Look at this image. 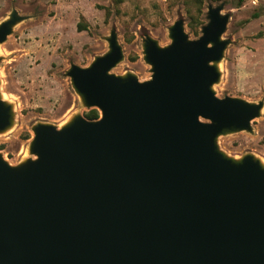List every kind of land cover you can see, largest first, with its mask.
Instances as JSON below:
<instances>
[{
	"label": "water",
	"instance_id": "95a60500",
	"mask_svg": "<svg viewBox=\"0 0 264 264\" xmlns=\"http://www.w3.org/2000/svg\"><path fill=\"white\" fill-rule=\"evenodd\" d=\"M223 8L208 5L196 39L182 18L169 44L146 37V80L111 72L123 57L115 29L106 53L70 65L101 116L37 123L35 158L0 153V264H264V165L217 143L264 106L212 89L229 42ZM22 19L13 10L0 23V44ZM13 119L0 92V132Z\"/></svg>",
	"mask_w": 264,
	"mask_h": 264
},
{
	"label": "rangeland",
	"instance_id": "374dc122",
	"mask_svg": "<svg viewBox=\"0 0 264 264\" xmlns=\"http://www.w3.org/2000/svg\"><path fill=\"white\" fill-rule=\"evenodd\" d=\"M221 2L222 13L230 15L223 34L229 42L216 63L220 78L212 89L218 97L264 101V0H0V23L13 10L24 16L0 44V92L14 109L13 124L0 132V153L13 165L35 158L37 123L61 127L75 115L86 117L93 108L84 105L66 71L106 53L112 29L123 57L111 72L133 73L142 81L151 75L146 37L169 44L170 27L182 18L185 32L196 39L203 25L191 16L206 24L208 5ZM217 143L229 157L252 154L264 165V106L250 130L222 133Z\"/></svg>",
	"mask_w": 264,
	"mask_h": 264
},
{
	"label": "trees",
	"instance_id": "16d2710c",
	"mask_svg": "<svg viewBox=\"0 0 264 264\" xmlns=\"http://www.w3.org/2000/svg\"><path fill=\"white\" fill-rule=\"evenodd\" d=\"M214 1H220V0H214ZM244 0H237V5H241ZM194 2L202 3V0H194ZM200 13V9H199ZM193 23H195L197 26L204 25L202 21L198 17H195V15L191 16ZM86 117L88 119H98L99 118V111L96 108L91 109L89 112L86 113Z\"/></svg>",
	"mask_w": 264,
	"mask_h": 264
}]
</instances>
